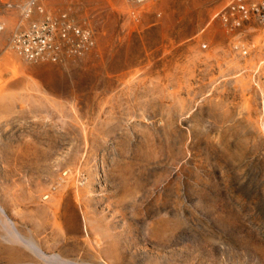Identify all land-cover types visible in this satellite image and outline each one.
I'll return each mask as SVG.
<instances>
[{"label":"rangeland","instance_id":"rangeland-1","mask_svg":"<svg viewBox=\"0 0 264 264\" xmlns=\"http://www.w3.org/2000/svg\"><path fill=\"white\" fill-rule=\"evenodd\" d=\"M29 1L0 0V264H264L261 16L35 0L95 44L26 63L9 43Z\"/></svg>","mask_w":264,"mask_h":264},{"label":"built area","instance_id":"built-area-1","mask_svg":"<svg viewBox=\"0 0 264 264\" xmlns=\"http://www.w3.org/2000/svg\"><path fill=\"white\" fill-rule=\"evenodd\" d=\"M227 12L230 16H235L232 18V22L235 26L242 20L248 18L250 14H256L261 21L264 20V4L259 6L251 5L249 8L245 0H235L234 3L227 7ZM38 25L31 24L26 33H20L14 38V45L16 52L23 56L27 61L31 63H36L37 61H47L44 56L45 51L49 52L56 49L53 46L55 43L50 38L51 30H54L56 38L61 41L64 40L66 36L82 37L79 30H76L66 24V18L64 15H60L57 18L49 19L43 18ZM58 48L60 42L56 43ZM65 49L68 52H78L82 49L81 42L79 39L75 38L65 43ZM56 56L51 54V57ZM55 59H51V63ZM36 61V62H35Z\"/></svg>","mask_w":264,"mask_h":264},{"label":"bare ground","instance_id":"bare-ground-1","mask_svg":"<svg viewBox=\"0 0 264 264\" xmlns=\"http://www.w3.org/2000/svg\"><path fill=\"white\" fill-rule=\"evenodd\" d=\"M147 0H138V2L140 3H143ZM29 4H27L26 6L23 7V15H26V19L25 20H22L19 22V24L16 25L15 27V30H13V32L11 33V37H10V45H9V51H11L13 54H15L18 58H20L23 62H26V63H31L30 61H27L23 56L19 55L16 50H15V45H14V38L19 35L20 33H26L27 32V29L28 27L31 25V24H35V25H38V23L41 22V20H44L43 18H49V19H55L57 18L58 16H54L52 14H48V13H45L43 12L42 10H39L37 12L36 10V7H37V4H36V1L35 0H30L28 2ZM38 13L40 15V18L37 19V20H29L27 22V20L32 16L34 15V13ZM61 15H64L65 18H66V24L76 30H79V32L81 33L82 37H74V36H66L64 40H61L59 41L57 38H56V34L54 32V30H51L50 32V38L51 40L55 43L53 46L56 47V49H53L54 51H50L47 52L45 51L44 53V56L46 57L47 61H35L36 63H46V64H57L61 61H63L64 59L68 58L69 56H75V55H80L86 51H89L91 50L93 47H94V44H95V38L92 34V32L88 29V28H84V27H81L80 25H78L77 23H75L72 19H69V17L67 16V14H61ZM132 16L135 15V12H132L131 14ZM60 16V15H59ZM28 18V19H27ZM23 22H26V23H23ZM3 29V26H0V32L2 31ZM79 39L80 42H81V46H82V49L78 52H68V49L64 50L65 49V43L69 42L70 40L72 39ZM60 42V46L58 48V45L56 43H59ZM55 54L56 56L54 57H51V54ZM51 59H55L54 62L51 63ZM8 225V224H7ZM10 227V226H9ZM7 241H15V242H18L20 243L21 245L29 248V249H32V250H37L35 247L21 241L18 237H16V235L14 234L13 231H9L8 233V236L6 238Z\"/></svg>","mask_w":264,"mask_h":264}]
</instances>
